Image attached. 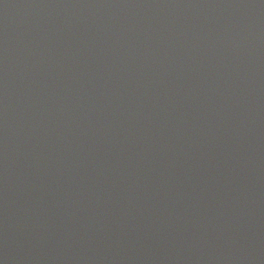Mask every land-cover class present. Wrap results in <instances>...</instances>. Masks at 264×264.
Here are the masks:
<instances>
[{
	"label": "water",
	"instance_id": "1",
	"mask_svg": "<svg viewBox=\"0 0 264 264\" xmlns=\"http://www.w3.org/2000/svg\"><path fill=\"white\" fill-rule=\"evenodd\" d=\"M0 243L264 264V0H0Z\"/></svg>",
	"mask_w": 264,
	"mask_h": 264
}]
</instances>
